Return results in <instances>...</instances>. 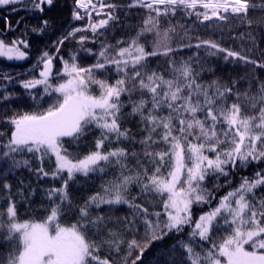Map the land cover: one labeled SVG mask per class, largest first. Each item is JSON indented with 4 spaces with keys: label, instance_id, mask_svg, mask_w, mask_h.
I'll return each instance as SVG.
<instances>
[{
    "label": "snow or ice",
    "instance_id": "1",
    "mask_svg": "<svg viewBox=\"0 0 264 264\" xmlns=\"http://www.w3.org/2000/svg\"><path fill=\"white\" fill-rule=\"evenodd\" d=\"M19 2L0 0V6ZM31 3L43 13L54 0ZM75 5L73 19L87 16L88 24L58 38L54 44L57 55L41 53L34 66L42 65L38 78L20 81L33 102L31 110L6 117L10 134L0 131V137H6L0 141V180L8 199L6 208L0 210V246L5 249L0 264H114L100 255L101 250L107 247L119 254L124 240L118 229H107L104 234L112 217L93 212L102 205H127L131 210V219L124 218L133 233L124 264L134 253L131 264H143V256L154 242L180 236L186 228L190 229L186 240L178 239L170 249L160 250L167 264H264V196H257V190L264 187V168L252 177H242L209 211L198 218L193 215L194 206H211L216 199L214 192L222 187L220 177L264 164V81L258 82L255 94L241 93L234 80L202 81L203 73L215 70L206 68L198 57L175 59L178 49L172 46V34L176 26L169 21L162 29L160 20L182 12L199 24L227 22L231 17L251 25L248 12L256 5L250 0H131L128 7L148 10L143 27L127 41H100L98 51L83 48L89 37L79 36L77 43L95 57L87 67L78 63L76 53L69 59L60 56L61 47L82 31H90L96 43L104 35L101 30L119 19L115 15L118 6L104 0H75ZM93 12L105 18L93 22ZM49 26L50 21L43 19L42 26L32 31L43 33ZM146 33L153 34L150 49L146 40L141 42ZM197 40L195 45L181 47H203L210 56L224 53L225 62L231 58L233 63L243 61L264 69V62L224 48L211 38ZM28 47L24 39H0V57L25 60ZM160 56L168 58V67L156 70L150 61ZM56 59L62 67L54 72ZM4 79L11 81L12 77L5 75ZM11 96L2 99L8 101ZM129 104L131 111L126 114ZM129 116L139 117L143 133L139 139L123 126ZM94 130L99 131L94 150L74 155L68 145ZM114 142L138 144L140 151L108 147ZM29 156L39 162L38 167H32ZM46 161L54 163L51 171L45 170ZM131 161L135 167L130 166ZM19 168H28L41 179L61 181L59 188L45 190L51 207L42 221L18 219L8 177ZM110 171L112 178L103 180L98 191L83 204L74 203L70 183L78 177L103 179ZM212 179L217 183L209 188ZM132 185L141 194L157 197L161 209L150 211L135 203V197H130ZM17 194L26 199L23 189ZM71 213H76L75 222L64 223ZM141 227L143 235L138 239ZM178 250H182L181 259H176Z\"/></svg>",
    "mask_w": 264,
    "mask_h": 264
},
{
    "label": "trees",
    "instance_id": "2",
    "mask_svg": "<svg viewBox=\"0 0 264 264\" xmlns=\"http://www.w3.org/2000/svg\"><path fill=\"white\" fill-rule=\"evenodd\" d=\"M115 3L118 7L115 10V15L119 18L114 22H110L107 30H101L104 35L99 36L96 43L92 42L93 34L90 31H82L77 33L76 37L65 41L63 47L60 49V56L64 59H69L72 53L77 54L78 63L82 66H89L95 62V57L89 55L83 48H91L93 51H98L100 48V41L107 40L109 43L115 44L117 40H130L136 35L137 32L143 27V21L147 18L148 10L141 7H126L120 6L130 3L131 0H108ZM251 4L256 5L255 8L249 9L247 19L252 23L249 25L247 20L242 22L240 19L231 18L227 22L210 21L205 24H199L195 17L189 18L182 12H178L174 17H161V28H167L169 21L176 26V32L172 34V46L178 51L175 54V59H187L188 57L199 58L205 64L206 68L214 69V72H205L202 74L201 79L204 82L213 79H222L225 82L238 81L235 88L241 93L249 92L255 94L259 87L258 82L264 81V69H260L250 64H245L243 61L229 62L223 60L224 53H219L217 56H210L207 54L205 48L196 49L195 47H181L182 45L192 44L195 45L200 39H213L218 42L222 47L229 50L241 52L243 55H248L250 58L258 62H264V0H250ZM76 8L75 0H54V5L49 9L45 6L43 13L32 7L31 0H20L19 3L0 6V39L6 42H11L14 39H24L27 41L29 47L26 49L28 58L22 62L8 61L0 57V131H5L10 134L11 126L6 123L5 118L11 116L16 111H29V105L33 102L29 99L27 92L20 85L21 80L38 78V70H32L37 65V60L43 51H48L50 54L55 53L54 44L62 35L71 31L77 25H82L83 20H74L73 11ZM81 11V10H80ZM82 13V12H81ZM105 18L96 16L95 12L92 15L93 22ZM48 19L50 21L49 28L43 33L33 32V28L42 26V20ZM85 24V23H84ZM217 24H222V28L216 27ZM183 25V28L180 27ZM187 33V34H185ZM84 35L89 37L85 42L83 48L77 43L79 36ZM147 41V46L151 48L153 40L152 33H146L141 39V42ZM255 41L256 47H253ZM252 51H249V50ZM57 55L56 53L54 56ZM151 67L156 70H163L168 67L167 57H152ZM195 66V65H194ZM62 67L61 62L54 60V71ZM11 76V81L5 80L4 76ZM251 85V86H250ZM42 91V88L40 89ZM37 91V90H32ZM98 94V90H94ZM11 93L12 96L8 101L2 99L3 95ZM136 98V97H134ZM127 100V97H123ZM131 111L130 104L124 109L127 114ZM123 126L129 128L132 134L139 139L143 133L141 131V124L139 117L129 116L123 122ZM99 136V131L94 130L89 133L85 138L79 142H73L68 145L69 150L74 155H84L89 151L94 150V142L96 137ZM6 137H0L3 141ZM67 139V138H66ZM127 147L136 151H140L138 144L132 145L128 142L122 144L113 143L108 147ZM20 157H18L19 159ZM31 160L32 167L39 166V162L32 157H26ZM130 166L135 167V161L130 162ZM54 168V163L45 162V170L51 171ZM264 168V164H252L247 168H241L238 171H233L230 177H220L218 183L222 185L214 192L216 197L212 201L211 206H194V218L204 212L210 210V207H215L220 197L225 195L232 188L237 187L242 177H252L254 173ZM111 171L103 176H92L90 179L85 180L78 177L77 181L70 183L69 192L76 205L83 204V202L94 192L98 191L103 180L111 179ZM23 181V184H21ZM230 181V183H226ZM8 182L12 185V199L17 201V215L20 221L35 220L42 221L48 214L47 210L51 207V201L48 200L45 190L49 188H59L61 186L60 180H52L51 177L43 179L28 168H19L14 174L8 177ZM217 183L214 179L210 180L207 184L209 188ZM3 180H0V210L6 208L8 199L7 192L2 187ZM18 189H23L24 197L22 198L17 194ZM34 190V194L32 191ZM257 196H264V187L257 190ZM130 197H135V203L142 204L149 208L150 211H159L161 204L159 199L150 194H141L140 189L136 185L130 188ZM152 201V203H149ZM95 214L111 216L112 219L105 229H118L122 234L124 243L121 245V252L119 254L110 251L107 247L101 250L102 257L108 256L109 259L114 261V264H124V256L127 252V241L133 238V233L125 226L124 218L131 219V210L127 205L110 206L102 205L99 209H93ZM76 213L67 215L63 222L70 224L75 222ZM189 228L185 229V233L180 236L171 235L165 238L164 241L154 242L152 246L145 252L143 256V264H167L165 257L160 255L161 249H170L178 239L186 240ZM143 235V229L136 234V238ZM4 247L0 246V253L4 252ZM135 255V253H134ZM133 257L131 258H134ZM182 250H178L176 259H181ZM131 258L128 264H131Z\"/></svg>",
    "mask_w": 264,
    "mask_h": 264
},
{
    "label": "rangeland",
    "instance_id": "3",
    "mask_svg": "<svg viewBox=\"0 0 264 264\" xmlns=\"http://www.w3.org/2000/svg\"><path fill=\"white\" fill-rule=\"evenodd\" d=\"M3 58H5V57H3ZM7 59V58H6ZM8 60V59H7ZM9 61H14V62H22V61H24V60H9ZM38 74H39V72H38Z\"/></svg>",
    "mask_w": 264,
    "mask_h": 264
}]
</instances>
